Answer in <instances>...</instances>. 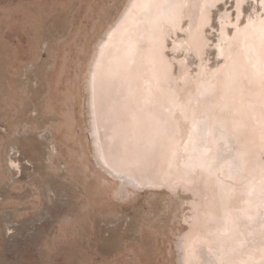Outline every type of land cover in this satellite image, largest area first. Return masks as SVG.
<instances>
[{"label": "rangeland", "instance_id": "rangeland-1", "mask_svg": "<svg viewBox=\"0 0 264 264\" xmlns=\"http://www.w3.org/2000/svg\"><path fill=\"white\" fill-rule=\"evenodd\" d=\"M260 1L0 0V264H264Z\"/></svg>", "mask_w": 264, "mask_h": 264}, {"label": "bare ground", "instance_id": "bare-ground-1", "mask_svg": "<svg viewBox=\"0 0 264 264\" xmlns=\"http://www.w3.org/2000/svg\"><path fill=\"white\" fill-rule=\"evenodd\" d=\"M134 1H136V0H134ZM182 1V0H181ZM183 1H185V0H183ZM214 0H200V2H202V3H200V8H199V10H198V14H200L202 17H203V15H205L207 12H208V8L212 5V2H213ZM262 1V0H261ZM260 1V2H261ZM143 2H145V1H143ZM147 2V1H146ZM159 2V1H158ZM139 3V2H138ZM214 3V2H213ZM142 4V5H141ZM140 4V7L141 6H143V3H141ZM147 4V3H146ZM146 4H144L145 5V7L147 6ZM156 4V3H155ZM235 5H237V6H239L240 4H239V0H235ZM262 5H263V3H262ZM139 6V5H138ZM137 6V7H138ZM148 6H149V4H148ZM147 6V7H148ZM152 6H154V5H152ZM156 6H158V4L156 5ZM261 6V5H260ZM139 9V8H138ZM127 10V9H126ZM137 10V9H136ZM139 11H140V9H139ZM161 11V10H160ZM263 11H264V7H263ZM156 13H157V11H156ZM155 13V14H156ZM160 13V12H159ZM169 14V13H168ZM159 15V14H158ZM158 15H157V17H158ZM184 15H187L186 13H184ZM201 16H199V17H201ZM261 19H262V17H260ZM260 18H258V19H260ZM139 19V18H138ZM148 19V18H147ZM153 19H155V18H153ZM204 20V19H203ZM253 20V19H252ZM140 21V20H139ZM155 21V20H154ZM158 21H159V19H158ZM158 21H157V24H158ZM201 21V20H200ZM248 21H251V20H248ZM161 22V21H160ZM160 22H159V25H160ZM197 22H198V20H197ZM252 22V21H251ZM257 23H259V22H257ZM156 24V27H158V25ZM198 24V23H197ZM151 25V24H150ZM162 25H163V23H162ZM194 25H196V24H194ZM222 25V24H221ZM255 25V24H254ZM140 26V25H139ZM161 26V25H160ZM223 26V25H222ZM245 26V25H244ZM252 26H253V23H252ZM152 27H153V25H152ZM162 27V26H161ZM198 27V26H197ZM196 27V28H197ZM224 27V26H223ZM250 27V26H249ZM154 28H155V26H154ZM193 28V27H192ZM260 29V31H261V33H263L264 32V22H263V20H262V23L261 24H259L258 26L256 25V26H254V29ZM157 29V28H156ZM162 29V28H161ZM246 29V28H245ZM251 29V28H250ZM128 30V29H127ZM126 30V31H127ZM142 30V29H141ZM146 30H148V28L146 29ZM145 30V31H146ZM192 30V29H191ZM190 30V32H193V31H195V30H193V31H191ZM201 30V29H200ZM251 30H253V29H251ZM143 31V30H142ZM144 31V32H145ZM159 31H161V30H159ZM199 31V30H198ZM144 32H143V34H144ZM148 32H150V31H148ZM153 32V31H152ZM151 32V33H152ZM200 32V31H199ZM199 32H197L196 31V34L197 33H199ZM241 32H242V29H241ZM254 32V31H253ZM128 33V32H127ZM158 33V32H157ZM223 33V32H222ZM236 33H237V31H236ZM133 34V33H132ZM159 34V33H158ZM162 34V33H161ZM186 34H189V32H187ZM196 34H194L193 35V38H195L196 37ZM235 34V33H234ZM134 35V34H133ZM142 35V34H141ZM147 35H148V33H147ZM153 35V34H152ZM189 35H191V33L189 34ZM249 35H251V33H249ZM257 35H258V32H257ZM132 36V35H131ZM130 36V37H131ZM138 38H140L139 36H137ZM153 37V36H152ZM155 37H156V35H155ZM157 37H159V35L157 36ZM198 38V37H197ZM201 38V37H200ZM258 38V37H257ZM137 39V38H136ZM158 39V38H157ZM157 39H154V40H157ZM163 39V38H162ZM223 39V38H222ZM134 40H135V38H134ZM141 40V39H140ZM198 40V39H197ZM259 40L260 39H258L257 40V43H259ZM261 40H264V38L262 39L261 38ZM260 40V41H261ZM133 41V40H132ZM136 41V40H135ZM158 41V40H157ZM131 42V41H130ZM195 43L194 44H196V45H194V49H193V51L195 52V54H197V50L199 49V48H201L202 47V42L200 41V40H198V42H196V41H194ZM239 42V41H238ZM242 42V41H241ZM240 42V43H241ZM145 43V42H144ZM143 43V44H144ZM245 43V42H244ZM247 43V42H246ZM128 44H130L129 42H128ZM127 44V45H128ZM133 44V46L135 45V42L134 43H132ZM156 44V43H155ZM179 45V42H175V44H174V47H177ZM263 45V44H262ZM131 46V45H130ZM233 46V45H232ZM245 46V45H244ZM243 46V47H244ZM126 47H128V46H126ZM132 47V46H131ZM226 47V46H225ZM148 48V47H147ZM129 49V48H128ZM127 49V50H128ZM132 49V48H131ZM130 49V50H131ZM149 49V48H148ZM225 49V48H224ZM129 50V52H130V54H131V51ZM148 51V50H147ZM221 49L219 48V54H221ZM228 51V50H227ZM145 52V51H144ZM140 53V52H139ZM132 55V54H131ZM141 58V57H140ZM130 61V60H129ZM125 66V65H124ZM182 68V67H181ZM183 70V71H182ZM182 70H181V72H180V76L182 77L183 76V74H184V69L182 68ZM147 71V70H146ZM146 77H144V79L143 80H145L146 82H147V80H149V79H145ZM188 78V77H187ZM186 78V79H187ZM116 80V79H115ZM144 81V82H145ZM189 81V80H188ZM185 83H186V81H185ZM148 85H149V82L146 84V86H144V88L145 89H147V87H148ZM185 85V84H184ZM183 85V86H184ZM187 85V84H186ZM185 85V86H186ZM189 85V84H188ZM188 87V86H187ZM117 95V94H116ZM141 101V100H140ZM239 101V100H238ZM121 103L123 104V100H121ZM234 103H235V100H234ZM116 104H118V103H116ZM122 104H119V105H116V107H121L122 106ZM143 105H145V103H143V99H142V101L139 103V104H137V106H135L136 107V112L135 113H137L138 111L137 110H139V109H142L144 106ZM243 107V106H242ZM245 107V106H244ZM92 108V107H91ZM91 108H89V112H90V123H91V126H92V129H93V135H94V133H95V135H94V144H93V146H94V148H95V150H96V154H97V157L98 158H100V159H103L104 158V153H103V147L101 146V140H100V138H99V136L100 137H103V136H108V135H110V133H108L107 132V130L105 129L106 127V125H104V124H102L103 125V131H104V134H99L98 133V135H97V128L100 126L99 124H98V122L96 121V119H95V115L92 113V109ZM103 117V116H102ZM102 131V132H103ZM102 135V136H101ZM216 166V165H215ZM259 172V171H258ZM250 173V172H249ZM260 173V172H259ZM251 176V175H250ZM134 180V179H133ZM133 180H131V179H129V180H127L125 183H133L134 181ZM135 180H137L138 181V178H135ZM245 180H247V179H245ZM248 182V181H247ZM138 183V182H137ZM137 183H136V185H137ZM140 183V182H139ZM135 185V184H134ZM240 186V185H239ZM243 186V185H242ZM247 186V185H246ZM232 188V187H231ZM236 188H238V186L236 187ZM235 188V189H236ZM212 189V188H211ZM233 189V188H232ZM233 190V191H236V190ZM212 191V190H211ZM233 191H231L232 193H233ZM216 192V191H215ZM199 194V193H198ZM202 195H203V193H201ZM206 194V193H205ZM212 194H213V191H212ZM226 194V193H225ZM227 194H229V192L227 193ZM200 195V194H199ZM214 195V194H213ZM217 196V195H216ZM230 196V195H229ZM210 199V198H209ZM208 205V203L206 202V204H205V202L203 203V208L204 207H206ZM244 214V213H243ZM227 217V216H226ZM202 220V221H201ZM199 219L198 218V224H199V228H201L200 226H202L204 229L206 228V223L207 224H209V222H204L205 220L204 219ZM227 221V220H226ZM228 222V221H227ZM229 223V222H228ZM217 224H223L224 225V223H222V222H220L219 220H218V222H217ZM222 225V226H223ZM212 226V225H211ZM235 231V230H234ZM241 238V237H240ZM219 241V240H218ZM263 241V240H262ZM262 241H261V244H262ZM220 242V241H219ZM224 243V242H223ZM234 243V242H233ZM236 244V243H235ZM215 245V244H214ZM218 245V244H217ZM250 245V244H249ZM249 247V246H248ZM247 248V247H246ZM262 249V248H261ZM210 254V253H209ZM259 255H261V254H259ZM259 258V257H258ZM240 259V258H239ZM264 262V261H263ZM226 263H228V262H226ZM247 263V262H246Z\"/></svg>", "mask_w": 264, "mask_h": 264}, {"label": "snow or ice", "instance_id": "snow-or-ice-1", "mask_svg": "<svg viewBox=\"0 0 264 264\" xmlns=\"http://www.w3.org/2000/svg\"><path fill=\"white\" fill-rule=\"evenodd\" d=\"M197 123L193 124V128H192V132L189 135V141L188 144L192 145V151L193 153L197 152V144H203L205 142L206 139V124L204 125V127L202 128H198L197 127ZM186 149H187V144H186ZM207 152V150L205 149V153ZM229 170H233L234 168H236L238 165H236L235 161L233 160L232 162L229 163ZM201 167H204V165H201Z\"/></svg>", "mask_w": 264, "mask_h": 264}, {"label": "water", "instance_id": "water-1", "mask_svg": "<svg viewBox=\"0 0 264 264\" xmlns=\"http://www.w3.org/2000/svg\"><path fill=\"white\" fill-rule=\"evenodd\" d=\"M122 178L124 179V181L126 182V179L124 178V176H122Z\"/></svg>", "mask_w": 264, "mask_h": 264}]
</instances>
